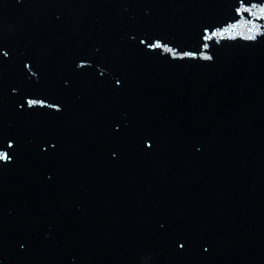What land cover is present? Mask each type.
<instances>
[{
  "label": "water",
  "instance_id": "obj_1",
  "mask_svg": "<svg viewBox=\"0 0 264 264\" xmlns=\"http://www.w3.org/2000/svg\"><path fill=\"white\" fill-rule=\"evenodd\" d=\"M22 1L48 14L39 15V22L25 18L16 24H8L7 28L0 27V152L9 150L6 143L13 136L18 139L23 132L28 136L26 141L33 143L34 149L48 156L56 152H71L76 157L75 166L86 171L103 167L107 160L112 164L120 163L125 152H130L134 158L132 165L121 168L126 182L114 191L118 198L125 197L126 202L136 206V211L143 217L144 227L140 229L139 236L133 233L137 236L135 239L101 235L94 229L84 228L63 235L41 237L38 242L29 238L32 245H38L26 253V248L15 245L8 238L9 224L6 216L0 212V264H264V182L252 181L228 166L222 167L227 170L220 172L214 168L210 173L224 175L230 171L243 181L213 203L205 201L203 204L198 198L188 201L187 179L191 178L187 169L174 173L158 157L147 156L154 151L160 153L157 141L161 130L158 125L129 124L120 133L112 130L111 126L106 127L104 122L109 114L106 115L99 108L103 107L100 106L102 88L79 79L69 82L66 93L53 85L51 77L54 73H63V68H51L52 63H45L47 59H65L69 68L79 69L85 58L92 64V59L97 58L101 49L106 47L112 50L114 41L143 38L147 65L159 67L161 73L176 75L166 69V66L177 68V65L168 61V51L162 47L169 49L172 43L159 36L165 34L166 38L171 37L176 41L173 45L182 51L188 46L186 38L178 41L176 29L179 28L176 23H191L196 32L203 30V34L198 36L205 37L206 47L212 46L216 52L212 60L197 59L199 65L207 73L224 80L233 92L227 106L218 107L214 96L218 87L203 88L202 91H209L206 97L211 114L199 117L200 124L195 130L189 129V138L193 137L192 140L200 143L201 147L215 140L216 145L210 155H214L218 149L231 147L236 151L253 147L248 152L264 158V14L254 4L264 3V0H170L162 6L153 7L152 11L161 8L160 15H155L162 25V32L158 34L135 28H151L145 23L147 9L141 0H118L119 3L111 7H107L106 0H102L97 6L87 4L82 10L77 6L82 5L83 0ZM144 1L153 3V0ZM246 5L247 13H236L237 9ZM63 9L66 11L62 12ZM171 9H175L177 17L171 15ZM55 11L61 13L57 16ZM119 14L120 20L115 17ZM250 18L263 25L262 31H257L254 39L237 37L216 40L211 35L214 24L222 27L239 19L245 25ZM157 42L161 46H157ZM240 43L251 49L246 62V51L237 49ZM220 44L229 48V64L226 66L219 56V49L213 47ZM232 53L237 54V60L231 58ZM188 61H192V58ZM236 70L242 72L238 79L234 78ZM239 88L243 90L236 92ZM182 95L177 91L173 97L177 99ZM29 96L46 99L58 107L26 106ZM258 97L261 102L254 106L247 105L248 98ZM200 100L201 97L192 103L196 105L193 109L182 102V107L175 112L187 109L191 112L189 119L192 121L201 111L198 104L204 105ZM238 108L243 110L245 118L238 117ZM203 110L206 112L207 109ZM165 111L161 109V112ZM152 112L159 113L156 110ZM259 114L260 118H257ZM212 120L217 123L216 126L211 124ZM241 123L254 126L255 132L260 134L252 137L250 133L241 131ZM223 124L226 125L225 130L217 134L218 137H213L216 128ZM202 125L207 129L206 134L199 131ZM166 126L170 132L176 130L169 124ZM146 132V136L141 138ZM228 135L235 139L232 146L224 141ZM147 140H151L150 147H146ZM105 145L111 146L110 153L102 155L100 149ZM197 146L191 144V148ZM113 153L116 154L115 159ZM3 160L0 159V165L7 163ZM179 183L182 186L175 189ZM121 186L146 191L131 196ZM2 187L5 186L1 183L0 189ZM197 189L199 187H193L190 193ZM204 189L209 195L211 190ZM14 196L20 200L19 196ZM115 201L122 203L120 199ZM13 202L19 203L15 199ZM41 209L49 211L46 206ZM123 214V211H118L116 218L109 219L107 224L112 226L117 220L123 223ZM102 244L108 249L109 254L104 253L106 256L98 252Z\"/></svg>",
  "mask_w": 264,
  "mask_h": 264
}]
</instances>
